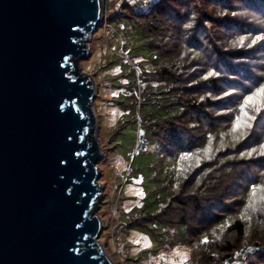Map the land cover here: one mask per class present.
<instances>
[{
    "label": "trees",
    "instance_id": "trees-1",
    "mask_svg": "<svg viewBox=\"0 0 264 264\" xmlns=\"http://www.w3.org/2000/svg\"><path fill=\"white\" fill-rule=\"evenodd\" d=\"M106 1L145 50L120 75L130 99L161 112L141 117L148 197L114 207V231L184 246L183 264H264V0Z\"/></svg>",
    "mask_w": 264,
    "mask_h": 264
},
{
    "label": "water",
    "instance_id": "water-1",
    "mask_svg": "<svg viewBox=\"0 0 264 264\" xmlns=\"http://www.w3.org/2000/svg\"><path fill=\"white\" fill-rule=\"evenodd\" d=\"M106 0H0V264H113L98 239L95 84Z\"/></svg>",
    "mask_w": 264,
    "mask_h": 264
},
{
    "label": "rangeland",
    "instance_id": "rangeland-1",
    "mask_svg": "<svg viewBox=\"0 0 264 264\" xmlns=\"http://www.w3.org/2000/svg\"><path fill=\"white\" fill-rule=\"evenodd\" d=\"M108 8L106 1L100 23L89 35L87 42L91 54L79 60L80 70L94 76L97 96H93L92 106L99 117L101 154L108 155L101 161L99 156L96 161L100 172L97 180L102 185L94 210L103 230L98 239L113 264H183L188 253L184 246L159 248L154 243L149 244L143 233L114 231V207L127 211L148 197L149 166L155 157L152 139L141 117L145 112L151 115L161 112L153 105L142 106L130 99V88L120 75L128 71L130 65L133 69L132 60L143 56L145 50L139 46V37L130 28L104 19ZM150 82L149 79L147 83ZM112 135L114 138L108 142Z\"/></svg>",
    "mask_w": 264,
    "mask_h": 264
},
{
    "label": "built area",
    "instance_id": "built-area-1",
    "mask_svg": "<svg viewBox=\"0 0 264 264\" xmlns=\"http://www.w3.org/2000/svg\"><path fill=\"white\" fill-rule=\"evenodd\" d=\"M133 65H135V62H134V60H132V62H131Z\"/></svg>",
    "mask_w": 264,
    "mask_h": 264
}]
</instances>
